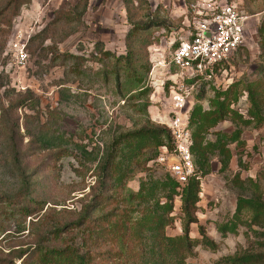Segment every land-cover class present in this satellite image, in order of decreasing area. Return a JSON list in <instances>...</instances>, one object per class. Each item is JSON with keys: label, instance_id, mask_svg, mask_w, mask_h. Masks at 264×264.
<instances>
[{"label": "rangeland", "instance_id": "rangeland-1", "mask_svg": "<svg viewBox=\"0 0 264 264\" xmlns=\"http://www.w3.org/2000/svg\"><path fill=\"white\" fill-rule=\"evenodd\" d=\"M22 1L14 12L12 0H0V74L8 79L0 88V201L24 190L21 205H42L39 215L45 212L34 222L36 214L24 219L0 206V264H17L18 253L52 225L79 221L68 236L81 243L86 208L92 210L88 219L114 213L131 222L149 208L146 221H161L137 231L130 264H229L226 258L263 257L264 99L255 106L245 92L246 100L230 104L241 118L227 116L209 127L201 147L193 150L200 176L197 222L189 226L191 252L182 260L180 248L166 240L182 236L184 215L183 186L172 183L156 161L165 139L123 141L141 127L166 126L170 92L162 62L172 42L193 29L190 5L197 0H128L130 15L122 0ZM231 1L247 16L245 43L230 62L225 82L204 87L190 114L193 108L213 109L233 83L264 79V0ZM132 25L143 28L134 45L137 73L151 90L126 98L122 94L133 79L120 63L116 83L115 57L126 53L124 36ZM18 42L27 53L21 63L14 55ZM29 92L25 106L21 101ZM160 182L169 184L159 186L151 200L141 197L143 186ZM200 225L212 243L203 241ZM91 247L113 248L110 242Z\"/></svg>", "mask_w": 264, "mask_h": 264}, {"label": "trees", "instance_id": "trees-1", "mask_svg": "<svg viewBox=\"0 0 264 264\" xmlns=\"http://www.w3.org/2000/svg\"><path fill=\"white\" fill-rule=\"evenodd\" d=\"M122 1L125 5L126 13L130 15L131 6L129 1ZM23 3L24 1L22 0H12L13 7L16 8L14 12H17L18 7H20ZM141 29L143 28L139 27L138 25H132L131 29H129L124 36L126 53L115 57L116 83L120 85V79L118 76L119 73L117 69L120 63H124L125 73L131 75L133 79L131 83H129V90L125 93V95L122 94V96H126V98H129L130 96L134 97L137 95H147V93L151 90L147 86L144 87L141 85L142 76L137 73V67L140 66V63H137V49L134 45L136 41V34ZM104 52L106 55H110L109 52ZM4 84H8L7 75L0 74V88L4 86ZM202 91L203 88L201 87L199 92ZM199 92L196 94V96L199 95ZM245 92H247V95H249V98L253 101L255 106L259 105L264 99V79H256L246 83H233L230 87L224 89L223 99L221 101L217 100L213 102V109L209 111L201 112L200 110L196 111L194 108L192 109L189 117V127L191 129L193 140L191 146L192 152L197 147H201V142L203 140L202 134L209 127L216 125L219 121L224 120L227 116L235 115L236 117L241 118V115L230 108V104L236 102L237 99H239L240 96ZM29 94L30 92L23 98L21 101L22 103L31 98L32 95L29 97ZM147 102L148 101L145 103L147 104ZM26 104V102L23 103V105L27 106ZM244 122L248 121L244 120ZM153 137L164 138V143L163 141H160L161 146L167 145L168 149L172 148V135L167 126L141 127L134 132L124 135L123 141L130 143L131 141L141 140L143 138L148 140V138ZM16 156L17 155L14 157L18 161V157ZM197 175L199 176L198 172L195 170V174L189 177L187 183L182 188L181 209L184 215L183 234L181 237L174 239L169 237L166 238L168 242L171 241L172 244H176V247L180 248L179 255L181 260L182 256L191 252L192 241L188 235L189 226L191 223L197 222L195 213L197 210V202L199 200L198 193L200 191V178H197ZM173 180L169 181V183L173 181L172 183L178 185L174 178ZM168 184L166 182H160L156 184L153 183L150 185V187L143 186L142 192L144 191L145 193H143L141 197L146 200H151L153 198V194H155L159 186L160 188H165ZM24 194H26L24 193V190H20L12 197L5 196L3 199H1L0 206L4 205L3 209L10 208L7 212L9 215H14L15 212H20L21 216L26 219V217L36 214L39 217L34 222L40 221L45 212L44 211L41 215H39L43 209V206L34 205L31 207L29 205H21L19 198H24ZM133 195L137 198L140 196L139 194L138 196L137 193L132 192V196ZM105 196L111 198L110 195ZM130 197L131 195H128L126 199L127 203L129 202ZM99 201L101 202V199ZM245 206H247L246 203H243L242 207ZM240 208L241 206L237 205V212L240 210ZM145 210L147 211L148 216H150V212L152 211L149 208H145ZM90 213H92V210L86 208L84 216L80 218L86 228L82 229L85 232V237L81 243L76 242L71 238V236H68V234L74 228L80 227V223H78L79 221H73L63 225H54V227L52 225L50 229H47L39 237L32 247L22 250L18 253L16 257L19 262L17 264H130V261L134 259L136 255L134 244L137 241V231L144 230L145 227L150 228L154 222L155 226H159L161 222L155 219V217H149V220L146 221L147 213H142L143 218L133 222H131L132 218L125 221L123 218H121L124 215H116L114 213H105L102 215V217L100 216L101 218L88 219L90 217ZM136 224H138L139 227L135 229L133 228V225ZM143 224H145L144 227H142ZM24 229L25 228H19L18 231L22 232ZM199 231L203 236V241L212 243V241L206 237L204 228L201 225L199 226ZM51 240H53L54 243L52 245L48 243V241ZM56 240H62V243L55 244L54 241ZM109 242L112 244L113 248L108 250H95L91 247V245L100 246V244L103 245ZM184 250L186 251L184 252ZM226 261L229 264L264 263V256H236L233 258H226ZM179 262L181 263L182 261ZM7 264H13L12 260Z\"/></svg>", "mask_w": 264, "mask_h": 264}, {"label": "built area", "instance_id": "built-area-1", "mask_svg": "<svg viewBox=\"0 0 264 264\" xmlns=\"http://www.w3.org/2000/svg\"><path fill=\"white\" fill-rule=\"evenodd\" d=\"M190 7L195 20L193 29L184 38L172 42L167 60L162 62L168 74L170 111L166 126L173 146L168 149L162 145L156 158L180 186L196 170L189 127L194 98L201 87L218 88L225 82L230 62L246 38L247 16L231 0H197ZM15 47V58L21 63L27 57L24 43L18 42ZM154 68L155 65L150 76ZM163 84L166 82L162 81ZM241 98L246 100V93Z\"/></svg>", "mask_w": 264, "mask_h": 264}]
</instances>
